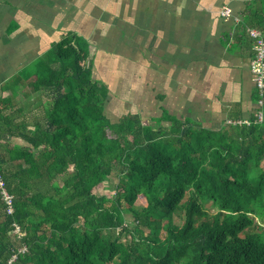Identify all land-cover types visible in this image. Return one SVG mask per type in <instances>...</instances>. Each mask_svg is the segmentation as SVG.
Returning a JSON list of instances; mask_svg holds the SVG:
<instances>
[{
    "label": "trees",
    "instance_id": "16d2710c",
    "mask_svg": "<svg viewBox=\"0 0 264 264\" xmlns=\"http://www.w3.org/2000/svg\"><path fill=\"white\" fill-rule=\"evenodd\" d=\"M238 15L236 44L253 59L250 29L264 33V0H248ZM90 47L68 33L27 70L36 79L24 96L39 92L41 112L27 116L16 96L0 99V169L16 204L8 215L0 193V264L24 244L15 264H264L257 85L256 111L229 118L249 125L210 126L167 108L152 122L141 112L113 121ZM115 172L116 196L99 195ZM14 222L22 239L11 234Z\"/></svg>",
    "mask_w": 264,
    "mask_h": 264
},
{
    "label": "crops",
    "instance_id": "0c3cea01",
    "mask_svg": "<svg viewBox=\"0 0 264 264\" xmlns=\"http://www.w3.org/2000/svg\"><path fill=\"white\" fill-rule=\"evenodd\" d=\"M247 1L0 0V99L19 101L36 79H25L27 70L75 33L90 42L95 76L102 74L109 97L119 91L121 102L140 103L149 92L162 108L153 118L164 108L210 126L233 112L249 118L256 111L252 59L235 35ZM227 9L232 14L224 16ZM25 98L19 103L27 116L41 112L39 92Z\"/></svg>",
    "mask_w": 264,
    "mask_h": 264
},
{
    "label": "built area",
    "instance_id": "2783aa9c",
    "mask_svg": "<svg viewBox=\"0 0 264 264\" xmlns=\"http://www.w3.org/2000/svg\"><path fill=\"white\" fill-rule=\"evenodd\" d=\"M232 12L230 9H227L223 12L224 16L231 15ZM250 36L253 38L255 44H254V50H255V57L251 60V70L254 75V81L257 85V88L260 91L261 100L259 101V105H264V33L262 30L258 28H251L250 29ZM258 120L263 121L264 120V112L263 110H260L257 114ZM229 122H234L237 124H250V119L247 120H237L232 121L229 120ZM0 193L2 196V200L5 203L6 207V213L8 215H14L16 213V204H15V195L11 192L8 183L6 181L4 173L0 169ZM11 234H15L18 236V238L22 239L26 232L23 229V226L18 223H13V229L11 231ZM28 246L24 244L22 247L19 248L17 252H15L12 257L7 261V264H15L16 261L19 258L20 253H25L28 251Z\"/></svg>",
    "mask_w": 264,
    "mask_h": 264
},
{
    "label": "rangeland",
    "instance_id": "374dc122",
    "mask_svg": "<svg viewBox=\"0 0 264 264\" xmlns=\"http://www.w3.org/2000/svg\"><path fill=\"white\" fill-rule=\"evenodd\" d=\"M98 73L100 72H98L97 70L96 76ZM103 78L104 77H102V74H98L97 79H99L102 84L103 83L105 84V81ZM18 98L21 104L26 103L27 99L23 95V92L18 96ZM121 98L122 97L120 96L119 91H117V94L115 96L110 95L109 97L108 104H107V112L113 121H119L123 115L130 113V112H136V110H140V112L143 113L145 121L152 122L153 116H157V115L159 116L162 113V108L159 106V104H154L152 102L149 92L145 97H143L145 101L140 102V103L121 102L120 101ZM130 98L136 99L135 97H130ZM45 101L48 102L49 100L46 98ZM164 105L167 106V103ZM185 106H187L188 108V105H185ZM189 115H192V111H189ZM15 142L23 144L22 146L28 144L25 140L21 138L20 139L17 138ZM119 182H120V176L117 174V172L113 173V175L98 189L99 195H107L110 197L116 196L117 185ZM141 204L142 202L138 201L137 206H141ZM206 205H207V208L210 211H212V213L216 212L217 208L212 202L209 201ZM127 218H128V224L130 225V227L134 228L136 226V221H135L134 216L132 214H127Z\"/></svg>",
    "mask_w": 264,
    "mask_h": 264
}]
</instances>
